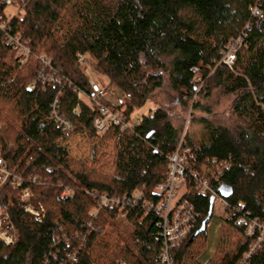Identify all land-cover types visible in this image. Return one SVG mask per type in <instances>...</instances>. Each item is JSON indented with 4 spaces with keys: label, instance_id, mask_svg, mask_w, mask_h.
I'll use <instances>...</instances> for the list:
<instances>
[{
    "label": "trees",
    "instance_id": "1",
    "mask_svg": "<svg viewBox=\"0 0 264 264\" xmlns=\"http://www.w3.org/2000/svg\"><path fill=\"white\" fill-rule=\"evenodd\" d=\"M15 1L17 13L7 18L0 0V157L37 196L46 218L37 223L17 191L0 190L1 209L19 235L12 246L0 241V264H162L157 216L138 213L128 202L136 193L142 195L139 203L159 201L155 189L167 178L184 128L178 110H191L190 126L199 129L184 137L191 151L188 172L209 171L216 192L222 186L233 191L224 202L217 249L206 264H264L263 231L247 235L253 223L264 227V23L254 28L250 13L257 5L264 11V0ZM249 23L252 30L246 31ZM244 32L247 47L235 66L222 65L226 47ZM9 36L52 64L16 70ZM79 54L123 91L127 101L116 108L127 117L151 103L158 108L133 129L98 135V113L82 100L92 93ZM38 71L59 83H39L30 91ZM56 99L71 132L52 117ZM76 138L91 147L86 162L68 148ZM189 182L186 199L197 223L170 250L172 264H201L208 249L210 224L191 239L207 219L212 196L199 195ZM65 189L72 196L62 197ZM105 196L123 205L94 213ZM124 214L128 230L120 233L116 225Z\"/></svg>",
    "mask_w": 264,
    "mask_h": 264
},
{
    "label": "built area",
    "instance_id": "2",
    "mask_svg": "<svg viewBox=\"0 0 264 264\" xmlns=\"http://www.w3.org/2000/svg\"><path fill=\"white\" fill-rule=\"evenodd\" d=\"M13 0H3V5L11 6ZM251 16L254 19L257 28H260L264 23V11L259 5L250 9ZM251 31V24L249 23L246 27V31ZM247 34L244 32L238 39L234 40L227 48L223 62L229 67H233L236 62V54L239 49L246 44ZM6 45L13 49L15 53L20 56L19 68L25 67L26 65L41 64L43 66H49L50 61L44 57H35L31 52L22 45L21 40L16 37H7ZM79 63L82 65L86 64L85 57L79 55ZM198 70L195 69V72ZM41 81L51 82L52 78L45 79L43 75H39ZM93 80L90 84L97 94L98 98L104 97V89L97 83L98 74L93 72ZM101 112L106 119L95 122V126L98 131H105L107 125L114 122L116 125L120 124L121 117L117 114H112L106 109H101ZM54 117L58 119L56 108L54 110ZM65 130H70L69 125L64 124ZM190 151L182 148V143L178 148V151L172 155L169 159L168 175L166 180L160 184L154 192V196L158 197L159 201L149 202L143 200L141 203L138 201L142 199L140 193H136L135 198L128 202V206H132L137 210L138 213L153 214L158 218V224L161 229L162 235V254L160 256L162 264H172L170 258V250L172 248L179 247L182 243L189 238L195 229L197 218L196 209L191 204L186 196L188 194L187 185L190 183L189 180L195 184V191L202 196H212L216 199L222 200L217 196L215 188L209 183L207 174L209 171L203 170L205 174L199 175L195 172H188L187 164ZM5 186L10 187L19 194V202L22 205L24 211L31 215L33 219L42 224L46 218V211L43 205L39 202L37 196L29 189L23 179L9 169L5 161L0 157V190ZM61 190V189H59ZM58 190H55L57 192ZM62 197L72 196V192L68 189L62 190ZM224 202V201H223ZM123 205L122 201L118 199H111L107 196L103 197L94 213L104 208H120ZM126 215H121L118 218V222L126 220ZM260 229L264 233V227H259L257 223H253L248 231L247 235L253 237L256 230ZM19 240L18 232L15 226L10 222L9 215L2 211L0 206V241L6 246L15 245ZM262 242V239L258 241V244ZM253 252V249H252ZM250 255H248L249 257Z\"/></svg>",
    "mask_w": 264,
    "mask_h": 264
},
{
    "label": "bare ground",
    "instance_id": "3",
    "mask_svg": "<svg viewBox=\"0 0 264 264\" xmlns=\"http://www.w3.org/2000/svg\"><path fill=\"white\" fill-rule=\"evenodd\" d=\"M2 4H3V0H2ZM3 6L6 8V13H5V14H6V17H7V18H8V14H7V9H8V8H10V7H15V9L17 10V6H16V1H15V0H13V4H12L11 6H7V5H3ZM252 8H253V7H252ZM251 27H252V26H251ZM261 27H262V26H261ZM261 27H260V28H261ZM254 28H257L255 22H254ZM240 36H241V35H240ZM240 36H239V37H240ZM11 37H12V36H11ZM239 37H238V38H239ZM16 38H18V37H16ZM238 38H237V39H238ZM20 40H21V39H20ZM234 40H236V39L231 40V42L228 44V46H229ZM21 43H22V45H23L24 47H26V48L31 52V50L28 48L27 45H24V43H23L22 41H21ZM228 46L226 47V50H227ZM244 47H245V48L247 47V41H246V44H245L243 47H241V48L239 49L238 53L236 54V61H237V56H238L239 52H240V51L242 50V48H244ZM11 49H12V48H11ZM12 51H13V49H12ZM13 52H14V51H13ZM14 53H15V52H14ZM225 53H226V51H225L224 54H223L222 62H223V59H224ZM31 54H32L33 56H35V57H44V58H46L45 56H38V55H35V54H33L32 52H31ZM15 55H16V57L18 58V63L15 65V69H16V70H20V71H24V72H25V71H26L28 68H30V67H45V68L48 67V66H43V65H41V64H36V65H26L25 67H21V68H19V65H18V64H19V62H20V56H19L17 53H15ZM79 55H81V54H79ZM79 55H78V56H79ZM78 56H77L78 64H79V66H80V68H81V71H82L83 75L85 76V78H86L87 81H88V85H89L90 91H91V93H92V97H90L89 99H88V98H84V97H82L83 103L86 104V105H88L89 107L94 108V110L97 111V113H98V117H97V118L94 120V122H93V128H94V130L96 131V133H97L98 135H105L108 131L113 130V129L118 130V131H120L121 133H124V132H126V131H128V130H130V129H133L136 125H138L139 122H140V119H139L140 117L136 116V113H134L133 115H131V117H127V116L125 115V111H124V109H122V110H118L116 107L110 105V104L106 101L107 88L101 84L99 78H98V80H97V83H98V84L104 89L105 95H104V97L101 98V99L98 98L97 94L94 92V90H93V88H92V86H91V84H90V81L93 80V76H92V75H93L94 69H93V67L91 66V64L86 60V57L83 56V55H81V56L85 57L86 64H85V65L80 64V63H79V58H78ZM46 59H47L48 61H50V65H51V64H52L51 60L48 59V58H46ZM235 64H236V62H235ZM235 64H234V66H235ZM50 65H49V66H50ZM222 65H225V64L222 63ZM225 66L228 67V68H230V69H232V68L234 67V66H233V67H229V66H227V65H225ZM195 69L198 70V68H195ZM195 69H194V73H195V74H198V73H199V70H198L197 72H195ZM39 75H43V77H44L45 79H47V78H51V77H47V76H45L42 72H39V71H38V73H37V81H35V82L31 85V87L28 88L30 91H32V90H34L35 88H37L39 83H41L42 86H44V84H46V83H48V85H56V84L59 83V81H58L57 79L55 80V79H53V78H52L53 81H51V82H47V81L41 82V80H40V76H39ZM45 82H46V83H45ZM198 82L201 83V79H198ZM202 86H203V85H201V87L199 88L198 92L201 90ZM55 108H56V112H57V114H58V119H59L60 121H58V120L54 117V110H55ZM101 109H106V110H108L109 112H111L112 114H117V115H119V116L121 117L120 124H119V125H116L114 122H111V123H109V124L107 125V128L105 129V131H102V132L98 131L97 128H96V126H95V122L107 118V117H105V116L103 115V113L101 112ZM188 114H189V116H188V122H187V125L185 126V128H183V132H182V135H181V138H180L179 144H178V146H177V150H176V152L178 151V148H179V146H180V143H182V148L187 149V148H185V147L183 146V142H184V137H185V135H186V132L188 131V125H189V121H190V118H191V110H190V112H189ZM77 115H78V113H77ZM52 117H53L54 120L59 124L60 128L63 129V131H65V132H71V131H72V127H71V125H70L69 123H67L66 120H63V119L60 117V114H59V101H58V99H56L55 102H54L53 105H52ZM61 121H64V122H65L64 124L69 125V126L71 127V129H70V130H65V129H64V125L61 124ZM0 132H1V128H0ZM188 150H189V149H188ZM189 151H190V150H189ZM176 152H175V153H176ZM175 153H174V154H175ZM174 154H173V155H174ZM190 154H191V151H190ZM171 156H172V155H171ZM171 156H170V157H171ZM189 156H190V155H189ZM218 228H219V225H217V231H218ZM213 249H214V245H213V244H210V248H209V250H208V254H207L205 257H202V258L199 260V262H200L201 264H205V263L210 259L211 255H212V253H213V251H214Z\"/></svg>",
    "mask_w": 264,
    "mask_h": 264
},
{
    "label": "rangeland",
    "instance_id": "4",
    "mask_svg": "<svg viewBox=\"0 0 264 264\" xmlns=\"http://www.w3.org/2000/svg\"><path fill=\"white\" fill-rule=\"evenodd\" d=\"M16 13H17V10L15 9V7H10V8L7 9L8 18L12 17ZM98 78H99L101 84L107 88L106 101L110 105H112L114 107H117L121 103H125L127 101V98L124 95L123 91L120 90L116 86H111L107 78H105V77H103L101 75H98ZM166 93H167L168 97H170V99H173V95L171 94V92L166 90ZM170 99H166V102L164 103L165 106L169 105ZM157 108L158 107L153 105L152 103L148 104L144 109H142L140 111H137L136 112V116L142 117L144 115L145 116L146 115H150ZM226 108H227V110L223 111V116L227 118V117H229V110H230L229 105H226ZM178 115L184 120V128H185V126L187 125V122H188L189 114L188 113H183L182 114L181 111L178 110ZM190 125L191 124H190V121H189L188 130H189L190 133H196V132L199 131L198 127L192 128ZM67 145H68V148H69L70 152L73 154L74 157L78 158L82 162H86L87 161V158L90 155V150H91L90 148L91 147L89 146L88 142L84 138L73 139V140L69 141L67 143ZM225 217H226V214H225V203L223 202V200L217 199L215 207H214V218L212 219L210 225L217 224V222H216L217 218L221 219V220H224ZM210 225H209V227H210ZM116 230L119 231L120 233H125L128 230L127 223L126 222H121V223L117 224L116 225ZM209 248H210V245H209L206 253L203 255V257H205L208 254ZM215 248L216 247L214 246V249ZM214 253L215 252H213V255H214ZM211 258L208 261H210Z\"/></svg>",
    "mask_w": 264,
    "mask_h": 264
},
{
    "label": "water",
    "instance_id": "5",
    "mask_svg": "<svg viewBox=\"0 0 264 264\" xmlns=\"http://www.w3.org/2000/svg\"><path fill=\"white\" fill-rule=\"evenodd\" d=\"M217 196L220 197L224 202L229 200L233 196V191L231 188L227 186H222L218 191H217ZM216 198L212 197L210 199V209H209V214L207 216V219L205 222L202 224V227L200 231L191 239V242L195 239L196 236H198L200 233H203L206 231L208 225L211 223L213 219V213H214V205H215Z\"/></svg>",
    "mask_w": 264,
    "mask_h": 264
},
{
    "label": "crops",
    "instance_id": "6",
    "mask_svg": "<svg viewBox=\"0 0 264 264\" xmlns=\"http://www.w3.org/2000/svg\"><path fill=\"white\" fill-rule=\"evenodd\" d=\"M216 222H217V224L210 225V227H208V232H209L208 247H209L210 244H213L217 248L218 243H219L220 232H221V228H222V225H223V221L221 219L217 218ZM217 225H219L218 231H217ZM216 248L214 249L213 252H215ZM212 256H213V253H212L211 257Z\"/></svg>",
    "mask_w": 264,
    "mask_h": 264
}]
</instances>
